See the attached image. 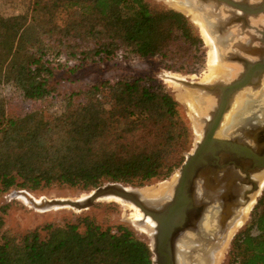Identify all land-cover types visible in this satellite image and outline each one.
<instances>
[{
  "label": "trees",
  "instance_id": "trees-1",
  "mask_svg": "<svg viewBox=\"0 0 264 264\" xmlns=\"http://www.w3.org/2000/svg\"><path fill=\"white\" fill-rule=\"evenodd\" d=\"M29 1L21 23L0 36V89L13 85L23 101L0 113V194L169 179L191 131L167 88L153 77L115 74L90 84L77 74L154 57L183 71L191 56L177 47L195 59L203 47L188 17L148 0ZM1 238L0 264H153L149 243L132 228H105L90 216ZM227 264H264V193Z\"/></svg>",
  "mask_w": 264,
  "mask_h": 264
},
{
  "label": "water",
  "instance_id": "water-1",
  "mask_svg": "<svg viewBox=\"0 0 264 264\" xmlns=\"http://www.w3.org/2000/svg\"><path fill=\"white\" fill-rule=\"evenodd\" d=\"M202 2L213 4L218 11L224 9L229 13L222 26L211 27L214 41L221 30L226 31L237 24L244 36L246 33L254 34L251 44L244 43V46L251 45L255 50L261 51V54L250 57L249 53L244 52L228 53L227 57L232 62L243 66L242 71L229 81L207 83L171 77L173 82L183 87L184 98L191 96L188 92L191 90L201 91L196 95L205 94L206 98L210 97L209 101L204 99L196 104L199 118L191 109L192 106H189L195 130H201L202 136L195 142L192 151L186 154L171 197L151 199L144 194L143 187L108 182L90 191L85 199H45L41 204L32 200V208L38 211L70 208L81 212L89 210L101 199L113 197L134 205L142 212L143 219L139 224L145 225L147 217L154 222V244H149L153 264H196L191 258L195 255L192 254L197 253L210 259L213 252L219 250L222 242L228 238L241 208L261 190L264 177V117L251 111L252 106L248 100L241 112L237 110L232 114L231 126L227 127L226 134L221 133L226 115L232 110L235 101H238L239 94L249 87L262 90L264 28L253 25L251 21L264 14V0L256 3L251 0ZM180 12L193 21L186 13ZM220 61L223 62L224 59ZM23 191L25 190L13 192L12 196L18 198L23 195ZM263 191L264 189L258 198ZM205 263L211 264L210 260Z\"/></svg>",
  "mask_w": 264,
  "mask_h": 264
},
{
  "label": "rangeland",
  "instance_id": "rangeland-1",
  "mask_svg": "<svg viewBox=\"0 0 264 264\" xmlns=\"http://www.w3.org/2000/svg\"><path fill=\"white\" fill-rule=\"evenodd\" d=\"M148 2L154 5L163 6L168 9H174L180 12V10L176 9L174 6H172L169 2L165 0H148ZM29 6H30L29 0H0V36L13 29V26H15L17 23H21L22 17H25L26 13L29 12ZM45 17L41 16L39 18L38 25L40 26L46 25V20L48 18ZM190 22L193 24L199 36L203 40V47L199 52L197 59H195V57L193 58V52L189 51L186 46L185 49H182V47L180 46L177 47V49H179L182 53L191 56L190 60L184 59L185 67L183 71L168 70L165 67V64L163 63L161 57H154L147 59L136 58L129 62H122L119 65H115V66L109 64L106 66L94 65V66H90L89 68H86L85 70L77 74L78 78H82L87 82H89L90 84H94L95 82H98L99 80L107 76L115 75V74L116 76H119V74H121V76L126 74L127 75L132 74V76L135 77H139V76L153 77L157 79L167 88V90L173 95L175 100L180 104L181 114L185 119L187 127L191 131V145L189 152L192 151L195 142H197L198 135L194 127V122L192 120V115L189 109V105L186 103L184 97L182 96L183 87L179 86V88H176L175 90V88H173L174 86H172L171 83L169 82V79L171 77L172 78L176 77V78H184L189 81L202 82L203 81L202 76H204L205 73L208 72L209 60L211 56L210 53L211 48L205 42V39L203 38L200 32V29L198 28V26H196V24L193 21L190 20ZM252 24L254 25L253 22ZM229 61H230L229 63L233 65H240L237 62H232L230 59ZM179 66L181 67L182 63H179ZM263 92H264V83L262 85L261 91H257L250 87L245 89L243 92L239 94V97L237 98L239 102L235 101L236 104L235 103L233 104L235 106L232 107V110L229 113L232 115L237 110L240 112L241 110H243V106L245 104V102L243 101L244 95H247L248 98L250 99L252 96H254L255 93H257L256 94V98H257V95L258 94L262 95ZM17 97H18V93H16V88L13 85L2 86V88L0 89V113L5 114L7 108H9L11 103H17L19 105L23 104L22 99ZM239 106L241 107L237 108ZM59 107H60V103L56 104L54 107H51V111L56 112L55 109ZM242 114L243 113H241V115ZM231 117H233V115ZM186 154H185V159H186ZM179 169L176 170L175 173L167 180H170L174 175H176ZM164 181H153L143 186V188L156 187ZM16 191H22V190H12L11 192L0 194V217L3 220V224H0L2 225L0 226V243L2 240L1 237L3 233H9L11 235L20 237L30 231H34L35 229H41L45 225L50 223H54L57 226H64L68 222H77L79 216H90L105 228L106 227L114 228L119 224L126 225L132 228L140 239L145 240L150 244L147 235L141 232L140 230H138V228L133 224L131 217L132 210L130 208L123 206L118 202L101 200L100 202L96 203L93 207H91L89 210L81 211V212L75 211L70 208L58 209L48 212L47 211L40 212L27 205L23 200L19 199V197L18 198L13 197L12 194L13 192ZM25 191L34 195L36 198L46 197L49 199H58V198H77L82 194L88 193L92 190L82 191L80 189L71 188L68 186L53 185L35 192L28 190ZM263 193L261 194V196L263 195ZM261 196L258 198V201L260 200ZM258 201L254 204L253 208L251 209L250 211L251 214H249L247 220L245 221V224H243L237 230L236 235L249 224L251 220L252 212L255 206L257 205ZM4 210H6V213H4ZM43 234H45V232H43ZM231 244L232 242L226 249L224 256L219 264H227L228 255L231 249Z\"/></svg>",
  "mask_w": 264,
  "mask_h": 264
},
{
  "label": "bare ground",
  "instance_id": "bare-ground-1",
  "mask_svg": "<svg viewBox=\"0 0 264 264\" xmlns=\"http://www.w3.org/2000/svg\"><path fill=\"white\" fill-rule=\"evenodd\" d=\"M167 2H169L172 6H174L176 9L186 13L188 16H190V18L194 21V23L196 24V26H198V28L200 29V32L203 36V38L205 39V42L208 44V46L211 48V56H210V60H209V68H208V72L205 73L203 77V82H213L216 80H226L229 81L230 79H232L234 77V75L236 76L237 73H240L243 69L242 64L240 65H233L231 63H229V58L227 57L228 53L231 52H236V53H249L248 55L250 57H252V55H256L259 54L261 51L259 50H255L254 47H252L251 45H247L244 46V43H250L251 44V40L254 39V34H247L246 36H244V33L241 31L239 25L237 24H233L231 27H229L226 31L221 30L219 32V37L216 39V41H214L212 35H211V30H213L211 27L216 25L217 27L222 26V24L226 21V17H229L226 11H224V9L221 10H217L214 8L213 4H209V3H203L202 0H165ZM251 2L256 3L259 2V0H251ZM199 15V17L197 16ZM206 20L203 21V18ZM252 22L254 23V25H258L259 27L264 28V14L259 15L258 17H256V19L254 18V20L252 19ZM215 26V27H216ZM218 33V32H216ZM243 43V44H241ZM247 47V48H244ZM254 49V50H253ZM255 52V54L253 53ZM209 53V54H210ZM251 53V54H250ZM261 54V53H260ZM259 56V55H257ZM224 59L223 62H221L220 60ZM226 59V60H225ZM226 61L228 63H226ZM172 80V81H171ZM169 82L171 83L172 86H174L173 88H179V85L176 84L175 82L173 83V79H169ZM189 94L191 96H187L184 98V100L186 101V103L189 106H192V110H194L197 115L196 117L199 118V114H198V109L196 104L199 103L200 100H206L209 101L210 97H205V94H202V96L196 95L201 93V91H195V90H191L188 91ZM256 94H254V96H252L250 99L248 98L247 95H244L243 97V101L246 102V100H248L247 102L251 103V111L256 112L257 114H261V116L264 117V92L262 93V95H257L256 98ZM197 96V97H196ZM204 96V97H203ZM246 96V97H245ZM203 97V99H202ZM239 102V101H238ZM236 104V103H235ZM235 106V105H233ZM241 106L237 107L240 108ZM196 108V109H195ZM231 114L228 113L226 115L225 121L223 123L222 126V130L221 133L222 134H226L227 132V127L229 126L230 128V123H231ZM198 135V140L201 139V130L200 132H197ZM179 177V172L176 173V175H174L170 180L164 181L162 183H160L158 186L156 187H152V188H144V190H142L144 192V194L147 196V198H155L158 199L159 197H164L166 198H170L171 194L173 192V188L175 186L176 181L178 180ZM261 190H259L258 193H255L252 196L251 201L243 206L239 212V216L237 217V219L234 222V225L232 226L228 238L226 239V241H223L222 244L219 246V250H216L215 252H213V257L212 254H210V259H207V256L205 257L204 255H200L197 253H194L192 255L195 256H191L192 260L195 261V263L197 264V262L199 264H206L205 261L210 260L211 264H219L221 259L224 256V253L226 251V249L228 248L231 239L233 238L234 234L237 232V230L243 225L245 224V221L247 220L251 209L253 208L259 194L261 193V191L264 189V177L262 180V185H261ZM23 195L19 196V199L23 200L27 205H29L31 207V201L33 200L36 204H41L44 202L45 199L51 200L49 198L46 197H42V198H36L34 195L30 194L27 191H23L22 193ZM89 195L88 193H84L81 196L75 198V199H85L87 196ZM58 199H65V198H58ZM101 200H106V201H115L118 202L120 204H122L123 206L130 208L132 210L131 213V217H132V222L133 224L138 228V230H140L141 232L145 233L147 235V238L150 242V244H154V231H155V224L154 222L151 221V219L149 217H147V223L145 225H141L138 223V221H141L143 219V214L142 212L136 208L134 205L131 204H127V203H123L120 200L113 198V197H109L106 199H101ZM60 208H55V209H51V210H39L40 212H45V211H53V210H58ZM187 253V249L185 248ZM183 256V254H180ZM187 256V255H185ZM204 256V257H203ZM186 259V258H185ZM205 260V261H204Z\"/></svg>",
  "mask_w": 264,
  "mask_h": 264
}]
</instances>
